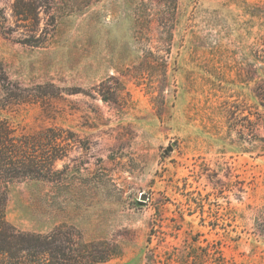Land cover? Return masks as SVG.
I'll return each mask as SVG.
<instances>
[{
	"label": "rangeland",
	"instance_id": "obj_1",
	"mask_svg": "<svg viewBox=\"0 0 264 264\" xmlns=\"http://www.w3.org/2000/svg\"><path fill=\"white\" fill-rule=\"evenodd\" d=\"M14 2L0 175L50 181L2 180L8 222L121 249L101 264H264V0H102L33 36Z\"/></svg>",
	"mask_w": 264,
	"mask_h": 264
},
{
	"label": "trees",
	"instance_id": "obj_2",
	"mask_svg": "<svg viewBox=\"0 0 264 264\" xmlns=\"http://www.w3.org/2000/svg\"><path fill=\"white\" fill-rule=\"evenodd\" d=\"M99 1L102 0H15L13 11L17 20L28 23L27 35L33 36L36 33L34 26L39 22L40 11L53 10L55 13L59 12L60 17H66L81 12ZM172 3L170 15L173 16V12L177 10V0H173ZM53 16L54 14L49 18L51 21L46 23V27L51 28L50 32L55 28ZM0 34L7 38L12 36L8 19L2 8H0ZM22 43L31 45L28 40ZM263 100L264 96L261 98V101ZM2 145L4 147L5 143L3 142ZM3 149H0V163L8 161L9 165H15L11 162L9 153ZM20 157L23 159V155ZM35 166H29L25 176H13L9 175L10 173L3 177L0 175V264H101L120 257L122 251L117 245L109 242H85L82 234L72 226L63 224L48 234H39L22 231L8 222L6 217L8 190L1 185L2 180L9 184L25 179L29 176L28 173L36 172ZM33 178L50 181V177L37 173ZM215 251H218L217 247L208 255L215 256ZM214 264H225V261L220 257V260L216 259Z\"/></svg>",
	"mask_w": 264,
	"mask_h": 264
},
{
	"label": "water",
	"instance_id": "obj_3",
	"mask_svg": "<svg viewBox=\"0 0 264 264\" xmlns=\"http://www.w3.org/2000/svg\"><path fill=\"white\" fill-rule=\"evenodd\" d=\"M170 150H171V148H170Z\"/></svg>",
	"mask_w": 264,
	"mask_h": 264
}]
</instances>
